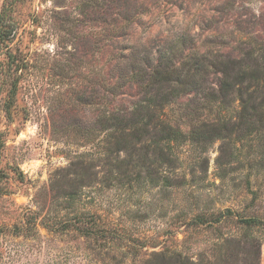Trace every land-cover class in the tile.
I'll list each match as a JSON object with an SVG mask.
<instances>
[{"label":"rangeland","instance_id":"374dc122","mask_svg":"<svg viewBox=\"0 0 264 264\" xmlns=\"http://www.w3.org/2000/svg\"><path fill=\"white\" fill-rule=\"evenodd\" d=\"M4 8L8 28L6 40H0V264L100 263L88 250L99 242L75 231L62 234L48 228L54 216L56 222L70 221L78 213L97 214L100 226L109 230L121 227L124 245L138 239L145 246L138 260L130 254L125 261L107 264H148L140 259L174 248L206 260L236 248V264L255 261V249L236 216L264 217V183L259 184L262 189L257 186L256 201L245 184L233 193L222 186L215 165L219 142L206 155L209 170L197 187L188 182L175 189H130L119 184L117 174H109L101 153L105 115L129 110L142 99L138 75L162 56L176 50L181 63L186 56L208 51L239 57L250 48L264 47V0H0V16ZM201 102V94L185 96L175 108V119L188 112L195 115V109L203 114ZM80 154L92 159V169L73 213L64 207L66 194L73 190L71 164ZM188 172L160 171L175 178ZM197 205L236 213L217 229L188 227V208ZM130 210L142 215L140 221L130 220ZM261 229L252 235L262 242L259 261L264 264ZM220 240L221 253L214 251ZM226 240L232 243L225 248Z\"/></svg>","mask_w":264,"mask_h":264},{"label":"trees","instance_id":"16d2710c","mask_svg":"<svg viewBox=\"0 0 264 264\" xmlns=\"http://www.w3.org/2000/svg\"><path fill=\"white\" fill-rule=\"evenodd\" d=\"M5 15L4 8L0 16L1 41L6 40L8 28ZM176 56L177 51L173 50L170 56H162L156 66L138 75L144 86V96L132 108L105 115L102 127L107 135L103 139L101 157L109 174H117L119 184L130 189L135 185L175 189L188 182L197 187L205 181L209 170L210 159L206 155L211 146L219 142L215 165L221 185L233 193L231 190L239 191L245 184L247 192H253L252 200H258L257 186L260 188L259 184L264 183V47L250 48L239 57L208 51L186 56L181 63ZM191 93L201 94L203 114L197 109L195 115L186 113L184 120H191L186 125L183 118L175 119L174 111L182 98ZM6 112L10 118L11 107L7 106ZM182 152L183 155L190 152L192 155L184 157ZM71 167H74L71 174L73 190L66 194L68 205L64 208L75 213L76 199L81 197L83 186H87L92 159L86 158L85 154L77 155ZM163 168L174 174L185 169L189 172L175 178L162 176L160 171ZM212 210L199 205L189 207L191 217H187L185 224L217 229L236 213L231 208ZM129 213L134 222L142 218L137 211L130 210ZM54 217L57 219L58 216ZM236 217L255 249V261L246 264H260L262 242L252 232L264 227V217L240 213ZM54 219H48L52 224L48 228L52 231L62 234L75 231L87 240L99 242V245L88 248L92 259L101 261L98 264L125 261L130 254L138 260L145 248L138 239H130L132 246L124 245L121 227L109 230L100 226L102 220L97 214L78 213L70 221L61 219L56 222ZM260 232L264 236V229ZM236 239L232 238L233 241ZM230 243L231 240H226L225 248ZM222 247L221 240L217 241L214 251L221 253ZM235 250L237 252L227 251L225 255L204 260L174 248L153 253L140 261L148 264H204L197 261L236 264L234 261L240 257L239 251Z\"/></svg>","mask_w":264,"mask_h":264}]
</instances>
